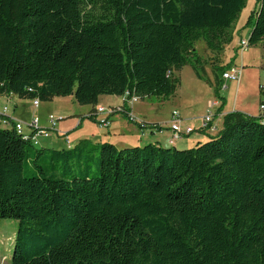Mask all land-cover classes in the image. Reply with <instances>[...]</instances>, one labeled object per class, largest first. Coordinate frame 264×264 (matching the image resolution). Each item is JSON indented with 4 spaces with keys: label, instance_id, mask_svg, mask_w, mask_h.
<instances>
[{
    "label": "trees",
    "instance_id": "obj_1",
    "mask_svg": "<svg viewBox=\"0 0 264 264\" xmlns=\"http://www.w3.org/2000/svg\"><path fill=\"white\" fill-rule=\"evenodd\" d=\"M245 4L0 0V96L122 97L145 129L128 101L172 97L186 65L199 76L196 42L222 52ZM246 25L263 46L264 0ZM0 219L17 223L9 264H264V117L225 114L186 150L37 149L0 127Z\"/></svg>",
    "mask_w": 264,
    "mask_h": 264
},
{
    "label": "rangeland",
    "instance_id": "obj_2",
    "mask_svg": "<svg viewBox=\"0 0 264 264\" xmlns=\"http://www.w3.org/2000/svg\"><path fill=\"white\" fill-rule=\"evenodd\" d=\"M256 8L257 0H246L244 8L233 23V40L219 54L208 51L203 41L196 42L195 51L202 59L199 64L202 69H198L199 76L191 65H186L175 73L180 84L172 97L164 100L157 98L138 100L133 103L135 108L149 120L162 122L170 120L169 116L172 111H178L181 115L188 116V119L192 118L190 120L194 127L199 122L201 124V119L206 115L209 104L214 100L219 101L221 112L226 114L233 112L234 108L242 109L248 114H258V105L264 101V94L261 92L263 89L261 87L264 86V67L261 64L264 58V45L262 46L261 43L249 45L241 53L238 49L240 40L248 42L252 25H246V22ZM226 64H231L236 69L241 68L239 81L222 80L219 77L215 69ZM216 109H211L214 120L217 119ZM181 115L182 124L184 120ZM53 116L56 121L60 119L55 114ZM115 128L116 124H113L111 129ZM194 130L193 135L195 133L204 135L207 140V131L201 132L199 128H194ZM46 143L47 139H40L36 146L37 149H51ZM178 150H186V148ZM16 230V221L0 219V264H9Z\"/></svg>",
    "mask_w": 264,
    "mask_h": 264
},
{
    "label": "crops",
    "instance_id": "obj_3",
    "mask_svg": "<svg viewBox=\"0 0 264 264\" xmlns=\"http://www.w3.org/2000/svg\"><path fill=\"white\" fill-rule=\"evenodd\" d=\"M123 101L124 99L122 97L101 96L98 98L94 107H83L77 105L73 97L70 96L54 98L51 102L46 104L40 102L38 107L35 108L31 100H21L14 95H7L0 96V111L3 107H6V116L12 123L22 122L27 124L34 117H37L39 119V126L49 130V136L45 138L47 139L46 144L54 150L67 149L63 141L64 136H66L70 142L71 148L76 146L80 141L86 140L91 144L110 143L117 149L142 147L148 144H157L163 148L173 147L175 149H189L196 143L206 140L204 135L195 133L194 135L190 134L185 138L170 143L171 114L169 116L170 120L168 119L166 122L149 120L135 108V104H133L135 102L127 103V108L130 110V115L133 118L138 120L139 123L144 124L143 126L145 129H139L138 126L126 121L120 112L114 113V115L109 118L107 127H99L98 121L105 119V115L96 114V110L98 108H102L106 111L108 109H118L123 105ZM149 107L152 109L151 106ZM218 109L219 107L215 110L217 119L213 120L216 131H207L208 137L215 136L222 128V118L226 113L221 111L218 112ZM232 110L233 112L237 111L249 116L259 115V113L256 115L248 114L242 109L234 108ZM54 114L60 119H57L54 128L51 129L48 116H53ZM181 116L184 120L181 124L182 129L192 128L194 130V128L197 129L200 127V122L194 127L190 120L192 118L188 119V116ZM113 124H116L114 130L111 129Z\"/></svg>",
    "mask_w": 264,
    "mask_h": 264
},
{
    "label": "built area",
    "instance_id": "obj_4",
    "mask_svg": "<svg viewBox=\"0 0 264 264\" xmlns=\"http://www.w3.org/2000/svg\"><path fill=\"white\" fill-rule=\"evenodd\" d=\"M248 48V42L245 40H240L238 44V49L241 52H244ZM262 66L264 67V58L262 59ZM241 75V68L236 69L234 67H231L227 71H225L222 74V80H232V81H239ZM262 90L264 91V86H262ZM138 99L132 98L128 103L130 102H136ZM32 104L35 108L38 107L39 101L37 99L32 100ZM209 109L206 112V115L201 119V124L199 127V131L205 132V131H216V126L214 125V114L211 112L212 108H218L219 107V101L214 100L209 104ZM116 112H122V109H109L104 110L102 108H98L96 110V114H104L105 119L98 121L99 127H107L109 124V118L114 115ZM7 108L3 107L0 111V126L3 128H12L16 134H18L23 140L30 141L34 146H38L40 139H45L49 136V130L42 128L39 126V119L37 117H34L29 123H22V122H10L9 118L6 116ZM258 113L260 116L264 117V101L260 102L258 105ZM129 117L134 121L138 122L135 118H133L130 114ZM171 121H170V132H171V142L180 140L182 138H185L192 134L194 130L192 128H185L182 129L180 127V124L182 122V119L180 117V114L178 111H173L171 113ZM48 122L50 124V128H54L56 124V120L53 116H48ZM27 130V131H26ZM63 137V136H62ZM64 144L67 149L71 148V144L68 141L67 137H63Z\"/></svg>",
    "mask_w": 264,
    "mask_h": 264
}]
</instances>
